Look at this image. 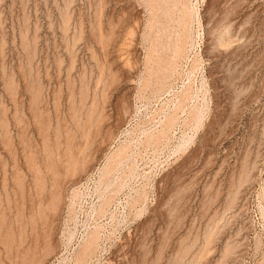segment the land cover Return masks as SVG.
I'll list each match as a JSON object with an SVG mask.
<instances>
[{"label":"rangeland","instance_id":"obj_1","mask_svg":"<svg viewBox=\"0 0 264 264\" xmlns=\"http://www.w3.org/2000/svg\"><path fill=\"white\" fill-rule=\"evenodd\" d=\"M32 263L264 264V0H0V264Z\"/></svg>","mask_w":264,"mask_h":264},{"label":"bare ground","instance_id":"obj_2","mask_svg":"<svg viewBox=\"0 0 264 264\" xmlns=\"http://www.w3.org/2000/svg\"><path fill=\"white\" fill-rule=\"evenodd\" d=\"M70 166V165H69ZM69 171V170H68ZM39 186V185H38ZM43 188V187H42ZM55 196V195H54ZM53 198V197H52ZM56 199V198H55ZM60 204V203H59ZM230 207V206H229ZM55 209V208H54ZM57 209V208H56ZM35 258V257H34ZM39 261V260H38ZM33 264V263H32Z\"/></svg>","mask_w":264,"mask_h":264}]
</instances>
